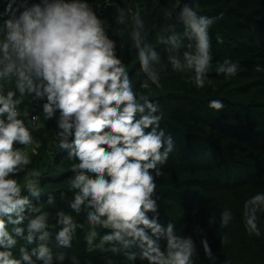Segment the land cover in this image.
Returning <instances> with one entry per match:
<instances>
[{"label": "clouds", "instance_id": "9594fccd", "mask_svg": "<svg viewBox=\"0 0 264 264\" xmlns=\"http://www.w3.org/2000/svg\"><path fill=\"white\" fill-rule=\"evenodd\" d=\"M198 7L193 0L165 10L171 23L158 40L167 45L169 66L203 88L212 63L209 29L216 18ZM130 19L135 27L129 40L144 74L138 87L93 0L30 5L7 0L0 12V264H65L63 253L84 225L89 248L122 254L131 264H195L192 236L159 220L156 177L175 141L161 127L163 113L149 95L161 86L162 56L142 34L141 12ZM238 67L226 57L215 71L227 78ZM28 105H37L45 121H54L53 144L70 162L71 199L67 211L58 209L54 216L34 203L42 194L43 174L30 167L28 149L37 141L25 118L34 122L38 116ZM208 107L221 112L225 104L215 98ZM55 200L56 193L48 192V204ZM261 214L264 191L243 202V224L250 235L261 234ZM80 217L83 224L77 222ZM232 218L230 210H223L221 226ZM200 245L211 254L206 237ZM67 264L79 262L70 258Z\"/></svg>", "mask_w": 264, "mask_h": 264}, {"label": "trees", "instance_id": "16d2710c", "mask_svg": "<svg viewBox=\"0 0 264 264\" xmlns=\"http://www.w3.org/2000/svg\"><path fill=\"white\" fill-rule=\"evenodd\" d=\"M7 0H0V12ZM38 0H27V3ZM104 19L109 39L121 49L118 57L132 74L138 87L144 74L138 68L129 33L135 27L131 15L139 10L144 19L143 36L161 54V86L153 88L150 99L163 113L161 127L171 132L175 148L156 177L159 220L171 221L177 231L196 242L195 264H264V214L261 234H249L242 219L243 202L264 191V0H195L202 14L215 17L210 27L212 63L203 88H197L189 74L173 70L158 37L170 26L165 10L193 0H93ZM118 19L124 20L116 25ZM178 30H180L178 26ZM238 63L237 74L225 77L215 68L225 58ZM222 99L225 107L217 112L208 107L210 99ZM28 111L38 119L25 118L33 128L37 143L29 147L33 164L42 172V194L38 206L54 213L67 211L71 177L66 152L56 148L54 121H45L37 105ZM33 148L35 151L33 152ZM55 192L49 205L47 193ZM64 192L65 195H61ZM228 209L233 218L221 226L220 213ZM151 215V214H150ZM215 217L210 223L209 218ZM83 224V217L77 219ZM203 231H200V230ZM88 228L78 232L72 247L64 252L65 264L75 258L79 264H131L126 257L102 248H89ZM206 237L211 254L200 245ZM54 254H58L54 249ZM55 258V257H54ZM135 264H144L137 260Z\"/></svg>", "mask_w": 264, "mask_h": 264}]
</instances>
